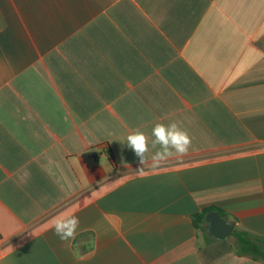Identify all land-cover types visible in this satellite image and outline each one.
I'll use <instances>...</instances> for the list:
<instances>
[{"label":"crops","instance_id":"obj_1","mask_svg":"<svg viewBox=\"0 0 264 264\" xmlns=\"http://www.w3.org/2000/svg\"><path fill=\"white\" fill-rule=\"evenodd\" d=\"M172 122L141 175L127 135ZM210 206L264 237V0H0V264H264L205 257Z\"/></svg>","mask_w":264,"mask_h":264},{"label":"clouds","instance_id":"obj_2","mask_svg":"<svg viewBox=\"0 0 264 264\" xmlns=\"http://www.w3.org/2000/svg\"><path fill=\"white\" fill-rule=\"evenodd\" d=\"M151 135L154 138L151 147L155 149L159 146V150L155 151L150 159L147 155L149 152L148 136L144 132L137 129L126 137L127 147L135 153L139 158L140 165L143 166L137 171L141 175L144 174L146 167L157 169L173 155H186L191 146L190 136L186 131L178 127L175 122L168 125L163 123L155 124ZM79 225V217L75 214L61 215L54 218L51 222L54 235L58 236L63 242L75 239Z\"/></svg>","mask_w":264,"mask_h":264},{"label":"trees","instance_id":"obj_3","mask_svg":"<svg viewBox=\"0 0 264 264\" xmlns=\"http://www.w3.org/2000/svg\"><path fill=\"white\" fill-rule=\"evenodd\" d=\"M210 211H217L220 213L222 217H227L219 208L215 206H210L203 209L200 213L194 215L193 220L196 229L200 230L207 241L218 242L212 238H210L205 230V217L206 214ZM231 237L234 238L233 249L239 255L249 256L254 260H259L264 262V237L254 236L253 234L247 231H237L234 230ZM227 240L222 241L223 243L227 242ZM220 243V242H219Z\"/></svg>","mask_w":264,"mask_h":264},{"label":"water","instance_id":"obj_4","mask_svg":"<svg viewBox=\"0 0 264 264\" xmlns=\"http://www.w3.org/2000/svg\"><path fill=\"white\" fill-rule=\"evenodd\" d=\"M236 223L227 221L217 211H210L205 217V230L209 237L217 241H225L231 237Z\"/></svg>","mask_w":264,"mask_h":264},{"label":"rangeland","instance_id":"obj_5","mask_svg":"<svg viewBox=\"0 0 264 264\" xmlns=\"http://www.w3.org/2000/svg\"><path fill=\"white\" fill-rule=\"evenodd\" d=\"M234 243V240H233V238H229V240L227 241V242H225V243H223V242H209V243H207V244H204L203 245V253H204V255H205V257L207 258L209 255H210V249L208 248L209 246H214V245H218L219 247V249L223 252V251H225V250H229V248H230V246H231V244H233ZM212 251V250H211Z\"/></svg>","mask_w":264,"mask_h":264}]
</instances>
